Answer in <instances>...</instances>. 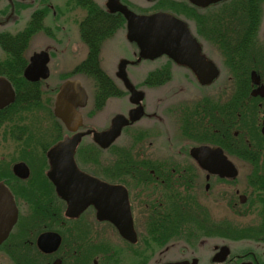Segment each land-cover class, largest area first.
<instances>
[{
    "label": "flooded vegetation",
    "instance_id": "af4514ba",
    "mask_svg": "<svg viewBox=\"0 0 264 264\" xmlns=\"http://www.w3.org/2000/svg\"><path fill=\"white\" fill-rule=\"evenodd\" d=\"M111 1L0 0V264H264V0H241L240 27L217 22L233 0H174L207 82L144 54ZM68 80L76 130L56 115Z\"/></svg>",
    "mask_w": 264,
    "mask_h": 264
},
{
    "label": "water",
    "instance_id": "95a60500",
    "mask_svg": "<svg viewBox=\"0 0 264 264\" xmlns=\"http://www.w3.org/2000/svg\"><path fill=\"white\" fill-rule=\"evenodd\" d=\"M116 1L117 0H112L110 5L114 10L122 12L129 20L131 23L130 36L137 39V42L144 54L154 57L160 52L165 51L176 60L197 69L200 73L201 79L206 82L210 81L216 75V68L212 65H208L207 62L200 57L196 42L190 38L184 22L180 18L168 12H156L150 15L138 16L134 11L130 10L126 6H116ZM190 1L199 5H206L217 0ZM47 54V52H42L41 54L33 57L26 72V77L35 80L40 76H48L49 71L47 67ZM33 70H38L39 75H32L31 73ZM2 81L5 85V91H3V95L0 96V105L8 103L13 97L10 85L4 80ZM130 86L132 87L131 84ZM132 89L136 91L134 87H132ZM255 93L258 92L256 91L254 94ZM85 101L86 92L80 81L68 80L61 86L60 91L58 92L56 115L60 117L70 129L76 130L80 121L75 124V127H72V121H70L71 115L67 112L68 110H71L72 114L75 112V120H80L81 116L75 109L78 105H83ZM62 107L64 112L62 111ZM116 130L117 128L112 129L109 133H107V136H113ZM202 149H208V147H201L199 150Z\"/></svg>",
    "mask_w": 264,
    "mask_h": 264
},
{
    "label": "rangeland",
    "instance_id": "374dc122",
    "mask_svg": "<svg viewBox=\"0 0 264 264\" xmlns=\"http://www.w3.org/2000/svg\"><path fill=\"white\" fill-rule=\"evenodd\" d=\"M102 1H104V0H102ZM156 1L157 0H153V1H151V0H134L135 5L132 6V9L137 15H145V14H148V13L154 11V10H157L155 5H152L151 6L152 8H150L148 6L150 4L156 3ZM147 6H148V8H147ZM162 9H164V8H161V11H163ZM161 11H159V12H161ZM40 41H43V40L40 39ZM125 44L126 43H125L124 36H119L115 40V46L107 51L108 54H110L111 57H114L115 54L121 53L122 46H124ZM112 45H113V43H112ZM138 59H140V58L138 57ZM58 60H60L61 64H64V67H68L67 65L71 64V58L70 57H68V60L64 61V59L60 56V58ZM141 70L142 71L140 73H142V75H143V73L146 72L144 66L141 67ZM137 75L138 74L134 75L135 76V78L133 79V81H135L134 83H136L138 81V76ZM53 78H54V76L51 78V80ZM177 99L178 98L174 97V94L172 92L171 97L166 99V101H167L166 105L171 104V103L173 104L175 102L174 100H177ZM112 105H114V103ZM141 123L142 124L146 123V120H143ZM144 126L142 125L141 127H144Z\"/></svg>",
    "mask_w": 264,
    "mask_h": 264
},
{
    "label": "trees",
    "instance_id": "16d2710c",
    "mask_svg": "<svg viewBox=\"0 0 264 264\" xmlns=\"http://www.w3.org/2000/svg\"><path fill=\"white\" fill-rule=\"evenodd\" d=\"M88 7L89 8L91 7L92 10H93L95 5H92L90 3L88 5ZM155 7H156V9L164 8V10H168V11H171L173 13L176 11V6H175V3H174V0H161L160 2H157L155 4ZM220 13H221V16L217 17V22H219V21L221 22V25H220L221 27H222V15H224L226 13H230V15H231V23H235V22L238 23L237 24L238 27L241 26L243 17L248 22L249 11H247V10L244 11L243 4H242L241 0H233L232 2L229 3L228 6H226V8L223 11H220ZM234 32L235 31L231 28V33H234Z\"/></svg>",
    "mask_w": 264,
    "mask_h": 264
}]
</instances>
